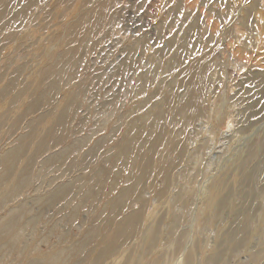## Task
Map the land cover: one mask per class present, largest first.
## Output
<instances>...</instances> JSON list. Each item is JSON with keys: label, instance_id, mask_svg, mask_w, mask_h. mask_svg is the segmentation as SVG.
I'll list each match as a JSON object with an SVG mask.
<instances>
[{"label": "rangeland", "instance_id": "1", "mask_svg": "<svg viewBox=\"0 0 264 264\" xmlns=\"http://www.w3.org/2000/svg\"><path fill=\"white\" fill-rule=\"evenodd\" d=\"M0 264H264V0H0Z\"/></svg>", "mask_w": 264, "mask_h": 264}, {"label": "bare ground", "instance_id": "2", "mask_svg": "<svg viewBox=\"0 0 264 264\" xmlns=\"http://www.w3.org/2000/svg\"><path fill=\"white\" fill-rule=\"evenodd\" d=\"M256 14V13H255ZM260 14V13H259ZM260 16H262V14L260 15ZM189 34H190V31H189V33H188V36H189ZM186 82V81H185ZM187 82H189L190 84H191V86L194 88V101H192V103H193V105L196 103L197 104V100H196V98H197V79H195L194 80V82H192L191 80H190V78H188L187 79ZM263 94V93H262ZM193 97V96H192ZM256 102V101H255ZM254 102V103H255ZM254 103H253V105H254ZM257 103V102H256ZM253 108V107H252ZM255 108V107H254ZM254 108H253V110H254Z\"/></svg>", "mask_w": 264, "mask_h": 264}]
</instances>
